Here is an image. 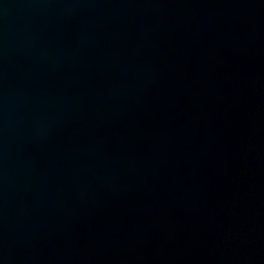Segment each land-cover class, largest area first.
Masks as SVG:
<instances>
[{"label":"water","instance_id":"95a60500","mask_svg":"<svg viewBox=\"0 0 264 264\" xmlns=\"http://www.w3.org/2000/svg\"><path fill=\"white\" fill-rule=\"evenodd\" d=\"M0 264H264V0H0Z\"/></svg>","mask_w":264,"mask_h":264}]
</instances>
